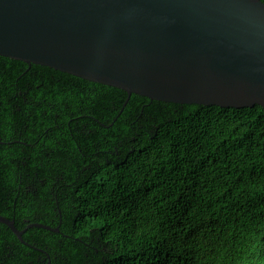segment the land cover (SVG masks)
<instances>
[{
	"label": "trees",
	"instance_id": "16d2710c",
	"mask_svg": "<svg viewBox=\"0 0 264 264\" xmlns=\"http://www.w3.org/2000/svg\"><path fill=\"white\" fill-rule=\"evenodd\" d=\"M126 99L0 57V264H264V109Z\"/></svg>",
	"mask_w": 264,
	"mask_h": 264
},
{
	"label": "water",
	"instance_id": "95a60500",
	"mask_svg": "<svg viewBox=\"0 0 264 264\" xmlns=\"http://www.w3.org/2000/svg\"><path fill=\"white\" fill-rule=\"evenodd\" d=\"M0 57L122 90L124 106L136 95L264 109V4L0 0ZM1 225L22 241L13 221Z\"/></svg>",
	"mask_w": 264,
	"mask_h": 264
}]
</instances>
